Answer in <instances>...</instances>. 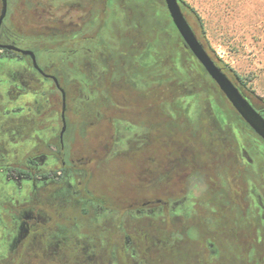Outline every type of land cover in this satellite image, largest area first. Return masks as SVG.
<instances>
[{"label":"trees","instance_id":"obj_1","mask_svg":"<svg viewBox=\"0 0 264 264\" xmlns=\"http://www.w3.org/2000/svg\"><path fill=\"white\" fill-rule=\"evenodd\" d=\"M128 2V25L112 35L116 46L108 47L103 40L102 50L96 51L102 78L74 82L65 68L59 69L58 78L68 99L77 101L87 125L100 109L102 123L124 119L146 131L142 145L134 147L129 158L141 157L136 178L156 193L131 203L162 200L171 205L191 198L194 204L188 217L166 211L160 219H135L129 237L139 257L129 256V264H264V216L250 194L254 184L264 202V141L208 75L172 20L162 16L165 0ZM180 2L207 52L260 111L264 100L204 42L203 31L193 24L195 11ZM141 4L148 7L146 27ZM129 31L135 33L130 39ZM148 47L155 49V61L143 66L138 60ZM76 70L71 62L69 72ZM136 76L142 87L136 85ZM187 97L199 100L196 123L184 109L182 99ZM213 101L223 110L225 124L217 118ZM211 248L216 250L213 256Z\"/></svg>","mask_w":264,"mask_h":264},{"label":"flooded vegetation","instance_id":"obj_2","mask_svg":"<svg viewBox=\"0 0 264 264\" xmlns=\"http://www.w3.org/2000/svg\"><path fill=\"white\" fill-rule=\"evenodd\" d=\"M119 1L128 3L127 0H93L106 7L103 13L95 14L86 11L85 0H7L6 15L1 21L4 0H0V86L3 84L0 87V264H122V261L129 264V256L133 260L139 257L129 237V227L135 219L143 215L160 219L166 211L188 217L193 212L191 198L171 205L155 200L129 201L118 206L111 195L93 187L95 171L102 164L128 155L134 147L142 145L146 131L128 120L102 123L98 109L96 119L87 125L77 101H70L65 91L67 110L63 140L62 108L58 144H54L53 139L41 138L47 133L41 129L45 126L42 117L53 111V103L51 101L42 111L38 107V89L33 91V85L51 82L61 93L54 82V77L59 81L60 68H65L67 77L74 82L101 79L96 51L102 50L103 40L114 48L113 33L118 27L128 25L126 11L110 13L111 6ZM17 9L23 12L18 18ZM18 49L33 52L41 71L30 55ZM81 51L88 55L79 54ZM71 62L77 67L75 73L69 72ZM9 67L16 70L12 74L6 72ZM90 69L94 72L88 74ZM22 99L29 102L21 104ZM23 111H27L26 114ZM259 112L264 116V107ZM117 122L143 131L140 139L133 137V144L128 138L125 151L120 152L109 143ZM98 126L107 131L106 138L97 147L98 152L73 153L75 132ZM3 129L7 131L6 136L1 134ZM21 134L23 139L32 140V147L23 154ZM17 196H21L20 199H16ZM181 202L191 203L190 213L180 214L174 210ZM262 207L264 209V202ZM156 210L160 213L156 214ZM80 240L90 244L88 249L95 252L76 253L72 245L82 242ZM215 253L211 248V255Z\"/></svg>","mask_w":264,"mask_h":264},{"label":"rangeland","instance_id":"obj_3","mask_svg":"<svg viewBox=\"0 0 264 264\" xmlns=\"http://www.w3.org/2000/svg\"><path fill=\"white\" fill-rule=\"evenodd\" d=\"M181 1L195 11L193 24L197 31H203L204 42L209 44L228 69L236 73L258 97L264 100V0ZM126 6L129 9V2L127 4L126 1L114 3V6H111L110 9L111 15L117 12L119 14L123 13L126 11ZM85 7L87 12L93 11L95 14L103 13L106 8L104 4L94 3L93 0H85ZM139 8L142 14L145 15L142 19L144 27H146V23L148 22L146 19L148 7L146 4H141ZM161 14L171 22V17L166 8L162 9ZM20 15H23V12L17 9V18ZM134 35L133 31H129L126 38L130 39ZM83 52L81 51L79 54ZM154 53L155 49L148 47L146 52L139 58V62L144 66L152 65L155 61ZM83 55L87 56L88 54L84 52ZM15 70V68L9 67L6 69V72L12 74ZM134 81L138 87H142L140 78L136 77ZM36 88L38 89L37 94L39 97L38 107L42 111L51 105V101L53 103V111H48L46 117H42L45 126L41 127V129H44L47 133L46 135H42L41 138L53 139L54 144H58L59 133L62 127L60 119L62 108L60 93L55 90L51 82L35 83L32 90L35 91ZM51 95L53 96L51 97ZM182 103L184 108L187 109L189 119L195 123L201 108L198 98L187 97L182 99ZM213 109L219 121L225 124L227 122L226 116L214 101ZM1 134L6 136L7 131L3 129ZM110 135L108 138H110ZM113 135L114 137L111 138L113 140L109 143L111 145L114 144V150L120 152L122 150L125 151L126 140L128 138H131L133 144L136 138L140 139L143 131L131 124L117 122ZM106 136V129L100 128V126L92 130H77L75 132L76 138L72 142V152L75 154L94 153L98 150L97 147L100 145L101 140L105 139ZM238 137L240 139L239 134ZM8 148L12 152V148ZM98 154H96L97 157ZM140 158L131 159L129 158V154L121 155L114 157L109 163L102 164V167L95 171V178L92 183L93 187L111 195L114 203L118 204V206L123 205V203H129L130 200L139 199L144 195H153L156 192L146 186H142L136 178V175L141 171L140 164L142 161ZM1 183L2 179L0 178V185H2ZM250 188L255 209L264 214L259 190L254 184H251ZM9 192L12 193L11 191ZM20 197L17 196L16 199H20ZM191 207V203L181 202L175 206L174 210L180 214H188ZM155 213H160V210H156ZM80 241L82 242L72 245L73 248H76V253L89 255L95 252V250L88 249L90 244L83 242V240Z\"/></svg>","mask_w":264,"mask_h":264},{"label":"water","instance_id":"obj_4","mask_svg":"<svg viewBox=\"0 0 264 264\" xmlns=\"http://www.w3.org/2000/svg\"><path fill=\"white\" fill-rule=\"evenodd\" d=\"M167 10L175 25L177 31L185 41L188 48L191 50L196 59L204 67L208 75L218 85L219 89L224 93L234 109L239 113L242 119L255 131V133L264 141V116L261 112L244 97L239 88L234 84L231 78L219 67L210 54L205 49L204 45L199 40L197 34L189 24L181 7L180 0H165ZM7 0H4V9L1 21L6 15ZM18 51H21L18 49ZM25 55H30L33 58L34 65L41 71L37 65L35 54L31 51H21ZM56 87L62 94V120L63 129L61 132V140H63L66 131L65 114L67 110V97L65 90L61 87L57 78L54 77Z\"/></svg>","mask_w":264,"mask_h":264},{"label":"crops","instance_id":"obj_5","mask_svg":"<svg viewBox=\"0 0 264 264\" xmlns=\"http://www.w3.org/2000/svg\"><path fill=\"white\" fill-rule=\"evenodd\" d=\"M27 102H29L28 99H22L21 100V104H23V103L25 104ZM27 111H23V114L24 113L26 114ZM21 132H24L23 129L21 130ZM21 139H22V141H21L20 148L22 149L21 153L23 154V153H26L29 150V147L30 148L32 147V144H31L32 140H30V139L26 140L25 138L23 139V134H21ZM23 150H24V152H23Z\"/></svg>","mask_w":264,"mask_h":264}]
</instances>
